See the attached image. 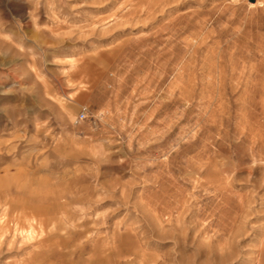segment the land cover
<instances>
[{"label": "rangeland", "instance_id": "374dc122", "mask_svg": "<svg viewBox=\"0 0 264 264\" xmlns=\"http://www.w3.org/2000/svg\"><path fill=\"white\" fill-rule=\"evenodd\" d=\"M0 264H264V0H0Z\"/></svg>", "mask_w": 264, "mask_h": 264}, {"label": "built area", "instance_id": "2783aa9c", "mask_svg": "<svg viewBox=\"0 0 264 264\" xmlns=\"http://www.w3.org/2000/svg\"><path fill=\"white\" fill-rule=\"evenodd\" d=\"M85 114H86V111L85 109L81 111V113L79 114V119L80 120H83L85 118Z\"/></svg>", "mask_w": 264, "mask_h": 264}]
</instances>
